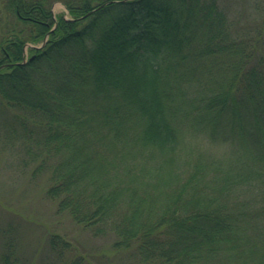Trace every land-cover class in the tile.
Segmentation results:
<instances>
[{"label":"trees","instance_id":"trees-1","mask_svg":"<svg viewBox=\"0 0 264 264\" xmlns=\"http://www.w3.org/2000/svg\"><path fill=\"white\" fill-rule=\"evenodd\" d=\"M62 1L5 0L0 149L138 264H264V0Z\"/></svg>","mask_w":264,"mask_h":264},{"label":"rangeland","instance_id":"rangeland-1","mask_svg":"<svg viewBox=\"0 0 264 264\" xmlns=\"http://www.w3.org/2000/svg\"><path fill=\"white\" fill-rule=\"evenodd\" d=\"M4 3L5 0H0V38L13 18ZM227 4L232 11L239 13L244 2L227 0ZM51 10L56 20L60 15L70 17L62 0H52ZM47 38L48 34L40 43L27 42L23 48L25 59L30 55L32 46H41ZM47 185L45 178L30 179L29 172L23 171L17 157L0 149V252L6 232L15 229L13 234L18 236L24 264H54L48 237L56 231L72 242L74 253L86 255L98 264L136 262L130 252L114 247L115 236H95L68 213L58 212L56 203L46 195Z\"/></svg>","mask_w":264,"mask_h":264},{"label":"water","instance_id":"water-1","mask_svg":"<svg viewBox=\"0 0 264 264\" xmlns=\"http://www.w3.org/2000/svg\"><path fill=\"white\" fill-rule=\"evenodd\" d=\"M46 40V39H45Z\"/></svg>","mask_w":264,"mask_h":264}]
</instances>
